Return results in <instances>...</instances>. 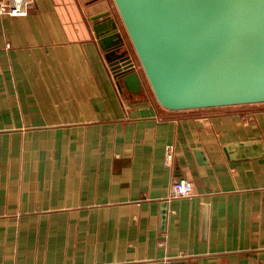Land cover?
I'll return each mask as SVG.
<instances>
[{
	"label": "crops",
	"instance_id": "0c3cea01",
	"mask_svg": "<svg viewBox=\"0 0 264 264\" xmlns=\"http://www.w3.org/2000/svg\"><path fill=\"white\" fill-rule=\"evenodd\" d=\"M103 12L128 46L109 0L0 15V264H264V103L169 111L139 73L119 93Z\"/></svg>",
	"mask_w": 264,
	"mask_h": 264
},
{
	"label": "water",
	"instance_id": "95a60500",
	"mask_svg": "<svg viewBox=\"0 0 264 264\" xmlns=\"http://www.w3.org/2000/svg\"><path fill=\"white\" fill-rule=\"evenodd\" d=\"M112 1L162 108L264 103V0ZM90 22L118 92L140 95L142 79L113 16L103 12ZM165 217L163 205L162 228Z\"/></svg>",
	"mask_w": 264,
	"mask_h": 264
},
{
	"label": "built area",
	"instance_id": "2783aa9c",
	"mask_svg": "<svg viewBox=\"0 0 264 264\" xmlns=\"http://www.w3.org/2000/svg\"><path fill=\"white\" fill-rule=\"evenodd\" d=\"M33 4V0H4L0 3V15L9 17H25ZM192 188L184 179L175 180L170 188V198H189Z\"/></svg>",
	"mask_w": 264,
	"mask_h": 264
},
{
	"label": "rangeland",
	"instance_id": "374dc122",
	"mask_svg": "<svg viewBox=\"0 0 264 264\" xmlns=\"http://www.w3.org/2000/svg\"><path fill=\"white\" fill-rule=\"evenodd\" d=\"M109 1H110V5H111V7L115 9V12H116V14H117V11H116V8H115V6H114L113 1H112V0H109ZM117 16H118V14H117ZM123 31H124V29H123ZM124 34H125V32H124ZM125 36H126V34H125ZM127 40H128V39H127ZM128 43H129V41H128ZM128 46H129L130 57H131V60H132V62H133V65H134L135 69L137 70V72H138V73L140 74V76L142 77V79H143V81H144V83H145V86H147V88L149 89V92H152V91H151V88H150V86H149V84H148V82H147V80H146V78H145V76H144V73H143V71H142V69H141V66H140V64H139V61H138V59H137V57H136V55H135V53H134L132 47L130 46V43H129Z\"/></svg>",
	"mask_w": 264,
	"mask_h": 264
}]
</instances>
